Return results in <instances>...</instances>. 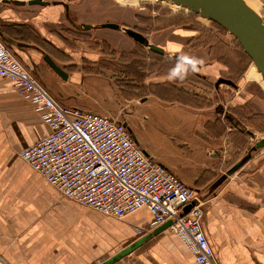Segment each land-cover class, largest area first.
<instances>
[{
  "label": "crops",
  "instance_id": "obj_1",
  "mask_svg": "<svg viewBox=\"0 0 264 264\" xmlns=\"http://www.w3.org/2000/svg\"><path fill=\"white\" fill-rule=\"evenodd\" d=\"M28 1L0 0V37L29 75L65 108L76 109L75 86H82L85 74L96 67V51L90 46L95 37L121 53L149 49L121 32L129 28L163 50L150 53L174 64V70L138 82L125 75L126 87L135 92L124 96L125 106L153 102L174 114L168 126L171 145L183 152L187 164L180 175L173 173L192 184L216 261L264 264V147H255L264 138V89L248 80L244 70L228 65L230 37L198 20L199 28L190 23L159 26L164 18L159 13L148 15L150 30L133 17V9L112 0L77 5ZM107 23L120 31L101 27ZM78 27L86 30L81 42L75 38ZM78 43L84 45L81 50L75 48ZM45 56L63 70L65 79L49 67ZM183 67L197 83L178 78L185 76ZM219 78L235 86H215ZM47 132L34 106L0 78V264H101L139 239L135 228H145L152 215L143 208L117 220L61 197L19 157ZM114 264L196 263L188 247L165 228Z\"/></svg>",
  "mask_w": 264,
  "mask_h": 264
},
{
  "label": "built area",
  "instance_id": "obj_2",
  "mask_svg": "<svg viewBox=\"0 0 264 264\" xmlns=\"http://www.w3.org/2000/svg\"><path fill=\"white\" fill-rule=\"evenodd\" d=\"M0 78L27 99L48 132L19 153L61 197L122 220L140 209L152 218L143 237L167 222L196 264H219L201 226L193 191L136 143L119 116L105 118L61 106L15 59L0 37ZM190 207L184 213L186 207Z\"/></svg>",
  "mask_w": 264,
  "mask_h": 264
},
{
  "label": "rangeland",
  "instance_id": "obj_3",
  "mask_svg": "<svg viewBox=\"0 0 264 264\" xmlns=\"http://www.w3.org/2000/svg\"><path fill=\"white\" fill-rule=\"evenodd\" d=\"M44 1L53 2L56 0ZM64 1H72L77 5L84 0ZM119 1L112 0L116 5L133 9L134 13H136L133 17L139 22L143 21L146 25H150V30H153V25L150 24L151 18L148 17L159 13L160 16L164 17L160 19L159 26L168 23L176 25L190 23L193 28H199L198 24L195 23V21L198 20L210 26L216 33L218 32L224 37H230L233 50H226L228 65L241 72L244 70L243 72L248 79V73L253 64L243 53L233 36L215 23L182 8L173 9L158 0H124L123 3ZM247 3L252 6L254 11L264 22V0H247ZM76 30L75 38H77L79 42L83 41L86 37L83 36L84 34L82 32L86 30L84 31V29L80 27ZM121 32L124 33V29L121 30ZM97 36L100 37L101 33L97 32ZM94 39V42H91L90 46L96 51V67L94 71L90 69V73L85 74L87 77L82 86H75L72 102L75 104L76 109L97 114L105 118L119 116L128 123V130L131 136L143 150H146L149 156L152 155L154 160L165 166L168 170L171 169V172H176L180 175V172H183V168L185 167L184 164H187V159H185V155L182 151L175 150L171 145L173 139L172 137L170 138V136H173V134L168 126H170V121L174 119V114L158 109L157 105L153 102H147L142 107H136L131 105L125 106L127 103H124L123 100L124 96L130 97L134 92L131 87H126V84L129 82L126 81L128 79H125V75H128V77L133 76L136 82H138L143 77L149 78V76H156L158 73L162 75L170 73L174 70L173 68H175L174 64L168 63L162 57L152 55L148 48L143 52L139 50V52L133 51L126 54L116 51L113 44L107 41L103 42L97 37ZM77 46L81 50L84 45L80 43L75 44V48ZM62 55L63 54H61L60 57L64 60ZM183 68L186 71L184 72L185 76H180L178 78L182 80H193V76L188 72L189 69L186 67ZM70 69L75 70V67L71 66ZM87 69L88 68H85V70ZM160 70H162V73L159 72ZM108 72L111 73V75H107ZM101 77H103L105 83L102 82L103 79ZM250 81L256 82L255 80ZM194 83L197 82L193 80V84ZM133 88L135 89V87ZM140 91L139 89L138 93L142 95L143 93L141 94ZM186 125L188 126L189 123L187 122ZM260 134L261 133L257 132V137H260ZM182 181L188 187L193 188L192 184L187 180L182 179Z\"/></svg>",
  "mask_w": 264,
  "mask_h": 264
},
{
  "label": "water",
  "instance_id": "obj_4",
  "mask_svg": "<svg viewBox=\"0 0 264 264\" xmlns=\"http://www.w3.org/2000/svg\"><path fill=\"white\" fill-rule=\"evenodd\" d=\"M167 2L174 3L181 7L193 9L192 12L199 17L211 21L224 29L230 35L233 36L238 43L243 53L250 59L254 65L256 71L264 79V22L262 18L253 10L249 9L244 0H166ZM29 4H45L42 0H29ZM101 27L117 30L118 25L107 23ZM88 29V27H85ZM124 33L132 38L137 43L148 46L150 51L154 53L162 54L163 50L154 45H149L146 37L141 33L133 29H124ZM44 60L49 67L61 78L65 79L66 74L63 70L57 66L48 56L44 57ZM176 61H181L179 57H175ZM227 84L235 86V84L225 78H219L215 86L219 84ZM255 147H264V138L258 140ZM190 207H186L184 213H187ZM171 222H167L164 225L155 229L152 233L140 237L136 241H133L127 245L123 250L116 253L101 264H114L124 256L128 255L136 248L141 246L145 241L149 240L153 235L167 228Z\"/></svg>",
  "mask_w": 264,
  "mask_h": 264
},
{
  "label": "bare ground",
  "instance_id": "obj_5",
  "mask_svg": "<svg viewBox=\"0 0 264 264\" xmlns=\"http://www.w3.org/2000/svg\"><path fill=\"white\" fill-rule=\"evenodd\" d=\"M119 1V0H118ZM124 0H121L119 2L123 3ZM160 2H163L165 5H168L169 7L173 8V9H184V10H187V11H192L193 9H190V8H186V7H181L179 5H176L174 3H171V2H167L166 0H158ZM245 4L247 5V7H249V9L253 10L254 9L252 8V6H250L249 3H247V0H244ZM254 4V3H253ZM256 6V5H255ZM255 12V11H254ZM248 79L250 80H255L257 81L258 83H260L262 86H263V89H264V79L263 77L256 71L254 65H252V67L250 68L249 70V73H248Z\"/></svg>",
  "mask_w": 264,
  "mask_h": 264
}]
</instances>
